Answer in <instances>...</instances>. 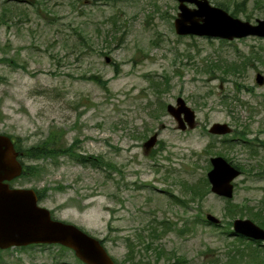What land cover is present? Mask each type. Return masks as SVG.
Returning <instances> with one entry per match:
<instances>
[{
	"label": "rangeland",
	"instance_id": "1",
	"mask_svg": "<svg viewBox=\"0 0 264 264\" xmlns=\"http://www.w3.org/2000/svg\"><path fill=\"white\" fill-rule=\"evenodd\" d=\"M209 1L242 20L264 19V0ZM178 12L177 0H0V134L28 147L62 130L65 144L78 138L77 150L111 163L25 159L39 169L14 186L43 190L41 205L103 239L118 264H223L230 243H240L227 235L230 221L264 206V82L256 81L264 37L177 34ZM229 63L245 65L227 74ZM179 96L196 127L180 130L168 113ZM215 122L232 134H211ZM218 153L242 168L233 198L192 199V187L210 190L204 179ZM206 213L221 226L198 222ZM0 264L81 262L44 245L7 249Z\"/></svg>",
	"mask_w": 264,
	"mask_h": 264
},
{
	"label": "water",
	"instance_id": "2",
	"mask_svg": "<svg viewBox=\"0 0 264 264\" xmlns=\"http://www.w3.org/2000/svg\"><path fill=\"white\" fill-rule=\"evenodd\" d=\"M186 2H194L197 8ZM179 12L175 28L179 34L220 36L229 39L250 34L264 36V20L253 25L230 15L226 10L212 6L208 0H179ZM256 80L262 84L264 76L257 74ZM168 111L177 119L181 129L195 126V112L179 97L177 105L169 104ZM210 131L224 134L231 131L227 124L215 123ZM157 142L154 134L144 143L145 151ZM11 138L0 134V249L25 246L32 243H60L75 250L76 255L86 264H115L101 242L73 224L55 220L49 209L38 204V196L33 188L10 187L8 181L19 177L22 163ZM212 169L208 178L212 191L226 197L233 196V180L241 171L223 156L211 157ZM212 222L219 219L208 214ZM236 233L264 240V228L250 219L237 218L234 221Z\"/></svg>",
	"mask_w": 264,
	"mask_h": 264
},
{
	"label": "trees",
	"instance_id": "3",
	"mask_svg": "<svg viewBox=\"0 0 264 264\" xmlns=\"http://www.w3.org/2000/svg\"><path fill=\"white\" fill-rule=\"evenodd\" d=\"M224 8L227 9V7L223 6L222 4H218ZM245 65V64H243ZM243 65H238L236 63H229L225 64V67L223 71L227 74L237 73L240 71V68H242ZM88 79L94 80V81H101L102 84H105V81L100 79L98 75H91L90 77H87ZM2 80V77L0 76V81ZM159 86V85H158ZM62 132V130H59ZM60 132H52L44 139L43 141L39 142L38 144L30 145L28 147H24L22 143L18 141V149L23 152V157L27 160L31 161H40L42 159L47 158H56L60 156H66L75 161L78 164L81 165H89L91 164L93 167L98 168L102 164H107L111 166L110 162H106L101 155H92L89 156L88 153L81 152L77 150V145L79 144V139L75 138L74 142L71 144H65V140L63 138V135H61ZM60 133V134H59ZM237 135L244 136L243 131H237ZM235 134V135H236ZM221 154V153H218ZM210 167V166H209ZM240 167V166H239ZM241 168V167H240ZM39 169L36 165H30L25 164V169L23 170L22 177L26 176L29 173H35ZM113 169H115L113 167ZM242 169V168H241ZM243 172V171H242ZM205 184H208L207 179H204ZM205 188V185L201 186V190ZM37 189V188H36ZM39 193V197L42 199L44 196L43 190L37 189ZM192 199H195L197 197H201L208 194V190H205L201 192L199 189H196L195 186L192 187ZM201 195V196H200ZM179 202H183V200L176 199ZM228 205L230 204L227 201ZM227 212L229 211L230 214H233L235 211L231 210L230 207H226ZM242 216H245V214H242ZM251 218L255 220L259 225L264 227V206L260 207L258 211H255L253 215H251ZM200 221L207 222L205 219H202L199 216ZM231 222V221H230ZM166 224V222H165ZM232 222L230 223V225ZM170 225V224H169ZM169 228H172L170 226ZM182 232V230H180ZM231 233V232H230ZM240 241V243H230V248L228 251V259L223 264H264V244L261 243V241L256 240H249L244 238L243 236H239L236 238ZM66 247L61 246V249H65ZM5 250H0V261H1V254ZM130 259L134 257L132 254V248H131V254ZM128 255V256H129ZM138 264V263H135ZM168 264H188L184 257H178L176 261L168 263ZM213 264V262L209 263Z\"/></svg>",
	"mask_w": 264,
	"mask_h": 264
},
{
	"label": "flooded vegetation",
	"instance_id": "4",
	"mask_svg": "<svg viewBox=\"0 0 264 264\" xmlns=\"http://www.w3.org/2000/svg\"><path fill=\"white\" fill-rule=\"evenodd\" d=\"M12 140H13V142H14V145H15V149L17 150V152H18V158H23V156H22V154H23V152H19L18 151V140L16 139V138H14V137H12ZM13 182V181H12ZM12 182H11V184H12Z\"/></svg>",
	"mask_w": 264,
	"mask_h": 264
}]
</instances>
